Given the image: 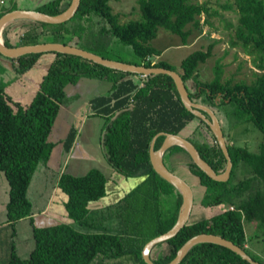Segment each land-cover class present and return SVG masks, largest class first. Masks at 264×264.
<instances>
[{
	"label": "trees",
	"instance_id": "1",
	"mask_svg": "<svg viewBox=\"0 0 264 264\" xmlns=\"http://www.w3.org/2000/svg\"><path fill=\"white\" fill-rule=\"evenodd\" d=\"M110 1L119 0H80L75 15L57 25L28 21L33 24L30 38L34 41L31 44L39 43L37 39L45 36L49 41L45 39L44 42L62 43L98 54L82 47L84 38L91 34L90 28L93 26L97 27V35L108 34L129 46L140 62L134 65L176 71L160 59L153 60L161 55L150 45L158 31L164 29L179 36L185 45L192 33L191 26L196 29L200 27V17L203 16V23L212 31L217 29L211 18L221 17L218 9L207 2L139 0L141 18L121 23ZM70 3L71 0H51L36 11L56 16L64 12ZM218 7L237 14L236 24L228 22L226 25L233 28L229 44L231 48H240L252 57L255 70L252 71L251 82L224 79V66L220 62H216L213 69V81L202 82L199 79V67L212 57L213 49L220 40H213L206 50L198 49L189 54L181 61L176 72L181 76L191 101L210 108L220 125V117L230 122L232 131L238 125L250 124L262 137L259 135L256 152H251L234 144L231 135L227 136L228 140L222 129L232 162L230 177L226 182H216L207 177L180 146H172L165 152L163 159L166 154L170 158L178 153H184L189 158L188 169L203 188L200 204L204 208L226 205L233 209L226 207L210 217L194 222L189 220L176 236L161 243L166 245V249L160 255L152 258L155 247L151 250L150 258L154 264H168L185 242L199 234L221 236L243 249L254 261L264 264V261L248 252L244 230V222L255 223L259 231L255 238L264 237V0H233ZM13 10L0 8V17ZM6 33L4 29V44L14 47L3 38ZM21 38H28V33ZM42 55H52L53 60L46 67L42 82L24 109L20 103L12 102L0 87V172L9 186L7 224L14 231L19 221L29 219L33 226L34 242L29 256L20 257L14 242L17 232L14 231L8 245L9 257L5 261L0 260V264H123V257H129L133 264H146L141 254L144 245L174 226L182 205L178 190L152 168L149 149L154 136L158 133L181 135L195 145L202 159L217 174L225 171L226 159L209 127L185 109L170 76L158 74L142 78L61 53L29 54L18 59H7L12 66L17 62V67H23L25 72L37 64ZM83 78L110 84L106 95L90 101V111L103 119L100 143L107 165L127 178L143 179L115 209L126 203L132 214L135 212L133 215H137L136 193L143 189L146 191L140 202L145 205L159 200L161 190L167 194L171 192L175 197L174 212L168 220H163L157 213L158 226L152 237L141 241L139 237H134L136 242L128 241L121 233L99 231L97 225L92 223L88 206L103 198L106 192L107 178L99 169H91L79 177L62 174L58 179L57 187L67 196V216L78 228L66 223L50 227L33 225L29 188L39 165L49 161L55 147L48 139L65 101V88ZM76 135L74 129L69 132L63 144L67 153ZM163 140L164 136L156 139L155 150ZM243 166L251 176L237 182L235 173ZM129 222L133 224V220ZM180 264L250 263L227 248L201 243L192 247Z\"/></svg>",
	"mask_w": 264,
	"mask_h": 264
},
{
	"label": "rangeland",
	"instance_id": "2",
	"mask_svg": "<svg viewBox=\"0 0 264 264\" xmlns=\"http://www.w3.org/2000/svg\"><path fill=\"white\" fill-rule=\"evenodd\" d=\"M50 1L51 0H4V4H0V8H4L6 11L10 9L36 11ZM138 1L139 0L110 1V6L112 7L114 13L119 14V21L121 23H125L129 20H139L141 18ZM190 1L198 4L207 2L212 8L218 9L221 17L211 18V21L214 23L217 30L212 31L209 26L205 25L203 23L202 16L199 18L200 27L196 29L191 26L192 33L188 38L187 43L184 45L179 36L173 35L164 29H160L157 37L150 42L152 47L161 52V55L153 60L156 61L160 59L174 67L176 71H179V64L189 54L198 49L206 50L207 46L213 40H220L213 49L212 57L209 58L204 65L199 67V79L202 82L213 81L215 78L213 69L216 62H220L224 66V79L233 78L237 81L242 80L245 82H251L253 78L252 71L255 70L252 65V57L246 55L240 48H231L229 44L233 28H227L226 25L228 22L235 25L237 22V14L235 12L225 11L218 7L220 4H224L227 1L232 2L233 0ZM19 22L22 25L23 22L28 21L18 20L14 21V23L11 22L3 28L2 32L5 29L7 33H11L9 31L11 26L10 24L14 25ZM28 23L29 24L24 25L21 28L18 27L15 28V30H12L15 41L11 42L7 39V33L6 37L3 38L7 39L9 44L15 46L25 44L32 45L31 43H33L34 40L31 39L30 36L33 24L31 22ZM96 29L97 27L93 26L90 28L91 34L84 38L82 44L83 48L95 51L99 54V56L108 57L110 60L114 59V61L128 64L140 63L138 57L129 46L122 44L108 34L97 35ZM24 33H28V38H21ZM44 37L45 36H40L37 41L39 43H45L44 41L46 38ZM52 60V55H42L39 57L37 64L32 66L29 70L23 72V67H17V62H14V66H16L14 67L12 66L13 64L10 60L0 55V87L4 89L5 93L11 98L12 102L20 103L24 109L31 101L37 90V86L42 82L46 67ZM109 88L110 84L105 81L87 78L80 79L75 85L70 84L66 86L65 101L61 105L59 115L48 139L49 142L55 144V147L49 161L45 164L39 165L28 191V198L32 203V211H39L45 205L46 196L51 191L53 182L57 179L58 173L63 170L65 158L69 153L65 151L63 144L72 129L76 131L77 135H88L87 138L91 143L90 146H87L86 143L80 141V139H82L81 137L75 153L89 154L92 151L97 152V155H99L100 151L103 152L101 143L98 144V136L101 135L99 129H102L101 121H103V119L101 117H90V119L87 120V117L90 111V101L96 97L106 95ZM220 121L225 136L227 137L228 135H231L230 139H232L234 144L245 147L251 152H256L255 150L258 148V144L260 142L259 135L261 136L259 131L254 129L250 124L238 125L236 129L232 131L230 122L227 119L220 117ZM227 139L230 140L228 137ZM59 155L61 161L59 160ZM164 161L170 171L184 179L192 188L194 194V205L190 216V222L210 217L214 214L220 213L228 207L226 205H221L217 207L204 208L200 204L203 188L200 187L198 178L190 173L186 165V167L183 165L173 166L170 163L168 154L165 155ZM88 163L90 162L87 161L83 167H87ZM250 176L251 174L248 169L243 166L237 169V172L235 173V181L238 182ZM145 191L146 190L143 189L136 193L137 200L135 199V206L139 209L137 215H133L135 212L132 214V211L129 210L128 204L122 203L121 207H118L117 209L113 207L111 210L107 211H97L91 209L89 217L93 218L91 220L92 223L97 225V229L99 231L121 233V236L126 238L128 241L136 242V238L138 237L140 241L146 237H152L158 226L157 213L159 212V216H161L163 220H168L174 212L175 197L171 194V192L170 194H167L161 190L159 200L147 202L146 204L149 205H145L140 202L142 197H144ZM8 192V183L4 174L0 172V260L2 261H5L9 257L8 245L14 231L17 232V239L14 237L15 244H20L23 240V249L17 251L20 257L27 258L34 247L32 237L33 226L30 224L29 220L17 223L14 231L12 228L8 227V224H4V226L2 225L7 222L6 205L9 196ZM145 207H147V209ZM129 220H133L132 225ZM70 224L73 225L74 228H78L76 223L71 222ZM244 230L246 233V239L248 240V252L254 258L264 261V237L260 236L258 239L255 238V234L259 233L256 224L244 222ZM134 237H136L135 240H133ZM26 244L31 246L30 250L24 246ZM165 246L166 245L161 243L160 245L157 244L152 251L151 257L154 258V256L160 255V252H163V250L166 249ZM25 249L27 250L25 251ZM128 258L129 257H123L121 259L123 264H133L130 260H128ZM117 263H121V261Z\"/></svg>",
	"mask_w": 264,
	"mask_h": 264
},
{
	"label": "water",
	"instance_id": "3",
	"mask_svg": "<svg viewBox=\"0 0 264 264\" xmlns=\"http://www.w3.org/2000/svg\"><path fill=\"white\" fill-rule=\"evenodd\" d=\"M79 5L80 0H71L70 6L64 12L56 16H50L34 10H13L2 15L0 17V55L8 59H18L29 54L61 53L81 57L95 64L124 73H132L146 77L158 74L168 75L172 78L176 90L179 94L180 100L185 109L191 112L193 115L199 117L209 127L227 162L225 171L223 173L217 174L212 169V167L202 159L195 145L181 135L158 133L154 136L149 149V158L152 168L160 177L172 184L178 190L182 197V205L180 207V212L174 226L166 233L149 240L142 249L141 254L144 262L146 264H154L150 258L151 250L157 244L163 243L176 236V234L190 220L194 205V194L191 186L184 179H182L166 167L163 161L165 152L172 146L182 147L188 153L193 164L207 177L216 182H226L229 179L232 169V162L228 153L219 119L217 118L215 113L207 106L191 101L184 82L181 76L176 71H171L165 68H148L143 65L137 66L134 64L114 61L103 58L102 56L83 50L81 48L65 45L62 43L45 42L32 45L7 47L1 39V32L3 28L11 22L25 20L50 25L61 24L69 21L75 15ZM159 136H164V140L161 146L157 150H155L154 144ZM201 243H211L222 246L234 252L250 264H259L258 262L254 261L243 249L235 245L233 242L226 240L221 236L212 234H199L190 238L181 246L175 258L168 264H180L189 250L195 245Z\"/></svg>",
	"mask_w": 264,
	"mask_h": 264
},
{
	"label": "crops",
	"instance_id": "4",
	"mask_svg": "<svg viewBox=\"0 0 264 264\" xmlns=\"http://www.w3.org/2000/svg\"><path fill=\"white\" fill-rule=\"evenodd\" d=\"M0 1L3 2L2 4H4V0H0ZM27 24L29 23L23 22L22 25L20 22L14 25L10 24L11 26L9 28V31L11 33H7L6 38L9 39L11 42L15 41V37L13 36L14 33L12 32V30H15V28H18V27L21 28ZM90 117L95 118L98 116L93 115V113L89 111L87 120H89ZM101 122H102L101 125L103 126V121ZM99 130L101 134L102 129H99ZM81 137L82 139H80ZM87 137L88 135H85V134L83 136L81 134L76 135L73 146L71 147L69 153L67 154L65 158L63 170H61L58 173L57 179H55V181L53 182L51 191L46 196L45 205L39 211H33L32 218H33V225L35 223L34 226L50 227V226H54L60 223L70 224L72 222V220L68 218L67 212L65 209V203L67 201V196L57 187L58 179L60 178L62 174H70V175L79 177V176L85 175L91 169H99L105 175V177L107 178L105 196L99 199L98 201L90 203L88 206L89 210L93 209L97 211H101V210L107 211V210H111V208L113 207L115 208L117 205H119L122 202V200L134 188H136L143 181L142 178H127L121 175L120 173L116 172L112 168H110L105 161L104 154L102 151H100L99 155H97L98 154L97 152H92V151L89 154L75 153V150L78 147L79 139L83 143H86L87 146L91 145ZM100 137L101 135L98 136V144H100V139H99ZM59 158H60V155H59ZM169 159H170V163L173 166L183 165L184 167L186 166L188 167V164L190 162L189 158L184 153L175 154L173 156H170ZM59 160L61 161V158ZM87 161H89L90 163L87 164V167H83ZM25 220H29V219H23L19 221L18 223L23 222ZM4 224H7V222L3 223L2 225L4 226ZM15 238L17 239V234ZM22 242L16 245L17 251L23 249ZM24 246L30 250L31 246L29 244H26ZM26 250L27 249H25V251Z\"/></svg>",
	"mask_w": 264,
	"mask_h": 264
},
{
	"label": "built area",
	"instance_id": "5",
	"mask_svg": "<svg viewBox=\"0 0 264 264\" xmlns=\"http://www.w3.org/2000/svg\"><path fill=\"white\" fill-rule=\"evenodd\" d=\"M1 3H3L2 1H0ZM142 78L146 77V76H141ZM229 209H233L232 207H229Z\"/></svg>",
	"mask_w": 264,
	"mask_h": 264
}]
</instances>
